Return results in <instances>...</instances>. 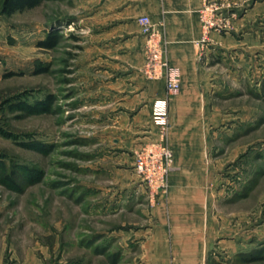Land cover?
I'll return each mask as SVG.
<instances>
[{
	"label": "rangeland",
	"instance_id": "rangeland-1",
	"mask_svg": "<svg viewBox=\"0 0 264 264\" xmlns=\"http://www.w3.org/2000/svg\"><path fill=\"white\" fill-rule=\"evenodd\" d=\"M212 1L227 22L217 35L243 41L204 49L216 84L211 98L228 114L215 131L229 129L233 140L211 159L220 163L217 177L250 191L255 228L241 258L221 261L264 264V18L238 21L263 0ZM104 3L41 0L0 15V264L144 261L134 240L147 224L133 168L141 133L130 125L135 108L124 101L157 80L143 71L147 33L139 26L145 41L127 55L107 29ZM156 134L160 141V129Z\"/></svg>",
	"mask_w": 264,
	"mask_h": 264
},
{
	"label": "crops",
	"instance_id": "crops-1",
	"mask_svg": "<svg viewBox=\"0 0 264 264\" xmlns=\"http://www.w3.org/2000/svg\"><path fill=\"white\" fill-rule=\"evenodd\" d=\"M251 3L244 14H239L240 26L244 21L252 25L256 19L264 18V0ZM201 5L202 0H105L104 3L107 29L123 40L127 55L133 57L140 52L145 39L136 20L147 15L162 31L169 64L181 74L179 94L168 104L165 137L173 153V166L167 187L152 191L139 184L135 188L147 202L142 211L147 224L137 229L134 236L144 259L137 264H223L221 259L241 258L242 241L255 234L248 221L253 210L247 204L250 191L246 187L236 191L229 179L217 177L220 163L211 159L213 153H227L233 140L228 138L229 129L224 134L215 131L216 122L227 121L228 114L217 112L218 104L211 98L214 92L211 87L216 84L209 83L212 67L207 66L209 48L204 50L202 61L197 59L194 41L201 35L198 20ZM246 35L253 38L245 33L243 39ZM211 37V48L215 44L232 46L243 41L238 43L215 33ZM164 96V82L157 80L147 82L143 90H132L124 101L128 110L135 108L130 125L141 133L135 147L157 140L159 128L152 122L151 114L154 100Z\"/></svg>",
	"mask_w": 264,
	"mask_h": 264
},
{
	"label": "built area",
	"instance_id": "built-area-1",
	"mask_svg": "<svg viewBox=\"0 0 264 264\" xmlns=\"http://www.w3.org/2000/svg\"><path fill=\"white\" fill-rule=\"evenodd\" d=\"M202 7L198 10V20L201 23V35L194 41L197 59L204 56V49L212 42V33L221 34L227 29L225 16L220 7L212 0H202ZM145 34L147 33V61L143 71L154 80H162L165 86V96L154 100L152 122L160 129L162 139L149 141L136 152L133 168L148 190L162 191L168 184V175L172 168L173 153L169 148L165 130L169 123V100L178 95L181 88L180 71L172 67L165 54V41L160 27L150 21L145 15L137 19Z\"/></svg>",
	"mask_w": 264,
	"mask_h": 264
},
{
	"label": "trees",
	"instance_id": "trees-1",
	"mask_svg": "<svg viewBox=\"0 0 264 264\" xmlns=\"http://www.w3.org/2000/svg\"><path fill=\"white\" fill-rule=\"evenodd\" d=\"M41 0H0V15L10 16L16 12L32 9L34 8ZM49 41V40H48ZM43 46L48 48L54 45L53 42H43L41 43Z\"/></svg>",
	"mask_w": 264,
	"mask_h": 264
}]
</instances>
